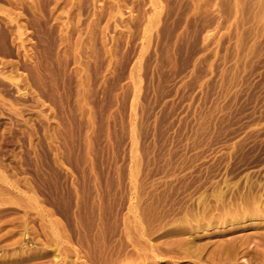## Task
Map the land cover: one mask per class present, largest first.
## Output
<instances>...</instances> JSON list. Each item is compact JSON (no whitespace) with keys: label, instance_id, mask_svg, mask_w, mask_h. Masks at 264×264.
Masks as SVG:
<instances>
[{"label":"rangeland","instance_id":"rangeland-1","mask_svg":"<svg viewBox=\"0 0 264 264\" xmlns=\"http://www.w3.org/2000/svg\"><path fill=\"white\" fill-rule=\"evenodd\" d=\"M0 264H264V0H0Z\"/></svg>","mask_w":264,"mask_h":264}]
</instances>
